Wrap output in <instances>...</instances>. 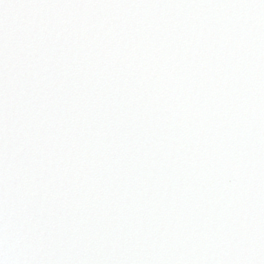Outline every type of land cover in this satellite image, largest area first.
Here are the masks:
<instances>
[{
    "label": "snow or ice",
    "instance_id": "6c2138e0",
    "mask_svg": "<svg viewBox=\"0 0 264 264\" xmlns=\"http://www.w3.org/2000/svg\"><path fill=\"white\" fill-rule=\"evenodd\" d=\"M0 264H264V0H0Z\"/></svg>",
    "mask_w": 264,
    "mask_h": 264
}]
</instances>
